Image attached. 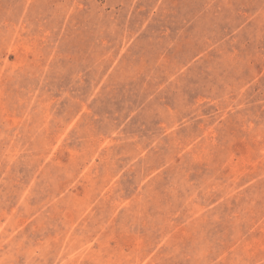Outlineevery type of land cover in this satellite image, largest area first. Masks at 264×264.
<instances>
[{
  "label": "rangeland",
  "instance_id": "obj_1",
  "mask_svg": "<svg viewBox=\"0 0 264 264\" xmlns=\"http://www.w3.org/2000/svg\"><path fill=\"white\" fill-rule=\"evenodd\" d=\"M0 264H264V0H0Z\"/></svg>",
  "mask_w": 264,
  "mask_h": 264
}]
</instances>
